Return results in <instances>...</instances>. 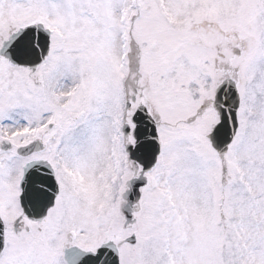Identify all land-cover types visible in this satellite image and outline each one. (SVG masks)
<instances>
[{"label":"snow or ice","instance_id":"snow-or-ice-1","mask_svg":"<svg viewBox=\"0 0 264 264\" xmlns=\"http://www.w3.org/2000/svg\"><path fill=\"white\" fill-rule=\"evenodd\" d=\"M0 264H264V0H0Z\"/></svg>","mask_w":264,"mask_h":264}]
</instances>
